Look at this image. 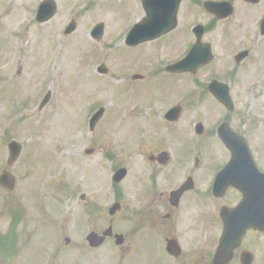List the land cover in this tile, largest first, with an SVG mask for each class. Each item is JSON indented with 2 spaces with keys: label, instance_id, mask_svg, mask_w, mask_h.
<instances>
[{
  "label": "flooded vegetation",
  "instance_id": "obj_1",
  "mask_svg": "<svg viewBox=\"0 0 264 264\" xmlns=\"http://www.w3.org/2000/svg\"><path fill=\"white\" fill-rule=\"evenodd\" d=\"M184 2L189 3L185 9ZM217 3L227 6L221 9ZM185 17L192 19L181 22ZM263 19L264 0H182L176 27L150 42L154 55L149 74L144 75L134 70L142 68L139 56L149 51L142 46L147 43L129 46L124 33L127 50L132 54L143 51L133 57L134 67L123 83L142 85L160 68L162 73L185 77L183 98L178 96L175 101L181 100L164 114L153 110L148 117L141 108L154 102L142 103L136 97L129 104L124 116L129 127L140 117L145 119L136 129V143L115 144L120 147L121 163L114 168L110 184L105 176H92L89 181L105 180V185L95 188L89 183L91 194H78L79 186L73 181L67 197H59L73 213L58 216L55 231L49 232L57 247L45 259L69 264L61 262L59 254L62 249H73L72 264L85 259L88 264H264V198L257 193L249 199L242 208L245 214L236 215L229 232L227 220L233 219L231 212L244 203L245 196L234 185L215 186L218 174L233 156L219 136L222 125L243 135L254 152L248 132L242 128L249 123L252 131L255 117L237 112L243 103L252 108L250 96L253 99L257 91H264ZM91 33L94 35L93 30ZM183 60L178 71L168 69ZM227 86L231 108L215 93ZM155 122L162 125L155 127ZM145 131L151 134L146 139L159 140L154 148L145 147L141 138ZM244 166L235 171H251ZM65 188L60 186V192ZM18 212L11 213L6 234L4 223L0 227L3 264L14 263L10 259L17 255L16 235L24 233L29 220ZM63 217L71 223L64 224ZM257 222H261L259 226ZM29 234H23V242L31 240Z\"/></svg>",
  "mask_w": 264,
  "mask_h": 264
},
{
  "label": "rangeland",
  "instance_id": "obj_2",
  "mask_svg": "<svg viewBox=\"0 0 264 264\" xmlns=\"http://www.w3.org/2000/svg\"><path fill=\"white\" fill-rule=\"evenodd\" d=\"M41 1L0 0V173L9 168L17 177L14 191L0 188V227L4 223L6 234L12 224L11 213L18 210L29 219L23 226L24 233L16 235L17 255L10 259L13 264H42L43 260L44 264H55V259H45L49 250L57 247L49 232L55 231L60 213H73L59 197H67L73 181L79 186L75 190L78 194H91L89 183L95 188L105 185V180L89 181L92 176H105L110 184L114 168L121 163L120 147L115 144L136 143V129L145 122L140 117L129 127L124 118L136 97L142 103H155L141 108L148 117L153 110L164 114L184 94L185 77L162 73L160 68H155L150 80L142 85L123 83L134 67L135 55H140L143 48L149 49L139 56L142 68L134 70L143 75L149 74L154 55L151 43L142 45L134 55L124 47V33L143 19L140 0H57V15L44 24L35 21ZM188 5L184 2L183 9ZM72 19L77 20L78 28L65 36ZM191 19L185 17L181 22ZM98 22H105L100 41L91 36ZM102 64L108 72L100 74L98 67ZM48 90L51 100L41 107ZM250 100L252 108L243 103L237 114L244 112L247 116L250 112L255 117L252 131L249 123L242 129L248 132L256 160L263 168L264 91H257ZM101 107L104 115L91 130L90 118ZM160 124L155 122L153 126ZM145 134L139 135L145 147L154 148L159 140L146 139L148 131ZM157 134L162 135L160 131ZM12 140L21 143L23 149L8 167V145ZM91 148L93 152L88 153ZM63 185L67 188L60 192ZM23 234H29L31 240L23 242ZM72 250L62 249L61 262L73 263ZM83 262L88 264L87 259Z\"/></svg>",
  "mask_w": 264,
  "mask_h": 264
},
{
  "label": "water",
  "instance_id": "obj_3",
  "mask_svg": "<svg viewBox=\"0 0 264 264\" xmlns=\"http://www.w3.org/2000/svg\"><path fill=\"white\" fill-rule=\"evenodd\" d=\"M181 0H144L143 5L146 10L147 17L132 29L127 43L130 45H137L143 42L155 40L160 36L171 31L177 24L178 7ZM221 9H225L226 3H220ZM218 6V7H219ZM57 11V4L55 0H44L37 13V21L44 23L50 20ZM77 25L72 22L67 30L66 34L72 33L76 29ZM104 30V24H98L94 30V36L100 37ZM264 30V21H263ZM177 66V65H176ZM176 66L169 67V69H175ZM225 91L220 90L217 94V98L227 107H231L232 101L228 93V87H224ZM226 94L228 96H226ZM50 99V94H47L42 105H45ZM103 109L95 114L91 121V127L93 128L96 122L103 114ZM220 136L223 141L230 147L233 156L229 164V167L223 171L219 176L221 186L234 184L240 188L244 193V203L232 213V220H227V229L232 232L234 226V218L236 215L245 214L246 210L242 209L246 207L247 201L254 197L257 193L264 198V174L261 173L256 167L253 156L247 143L243 137L235 134L229 127L222 126L220 129ZM10 156L9 165H12L19 157L22 146L17 141H12L9 144ZM248 161V164H245ZM244 166L250 168L251 171L239 172L235 171L236 168ZM233 176H237L238 179L230 180ZM0 184L8 189H13L15 185V177L8 171L4 170L0 175ZM260 222L256 223L259 226Z\"/></svg>",
  "mask_w": 264,
  "mask_h": 264
}]
</instances>
